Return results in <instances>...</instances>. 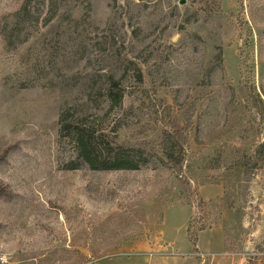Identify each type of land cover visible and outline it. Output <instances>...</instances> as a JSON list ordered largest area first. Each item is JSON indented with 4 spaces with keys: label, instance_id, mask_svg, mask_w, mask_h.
Returning <instances> with one entry per match:
<instances>
[{
    "label": "rangeland",
    "instance_id": "rangeland-1",
    "mask_svg": "<svg viewBox=\"0 0 264 264\" xmlns=\"http://www.w3.org/2000/svg\"><path fill=\"white\" fill-rule=\"evenodd\" d=\"M165 107L188 136L174 171ZM75 120L140 167L90 169ZM0 181V264L170 241L191 264H264V0H0ZM191 217L209 220L195 249Z\"/></svg>",
    "mask_w": 264,
    "mask_h": 264
},
{
    "label": "trees",
    "instance_id": "trees-1",
    "mask_svg": "<svg viewBox=\"0 0 264 264\" xmlns=\"http://www.w3.org/2000/svg\"><path fill=\"white\" fill-rule=\"evenodd\" d=\"M117 83L113 79L112 75L108 76V87L106 95L109 101L116 103L120 98V93H116ZM112 103V104H113ZM162 117L160 121L163 120V129L160 132L158 140V151L162 154L165 165L171 171H174L176 167L181 165L184 159V145L187 143L188 136H183L180 133H176L175 129V118L168 108H163ZM64 114L61 115L63 117ZM162 119V120H161ZM191 119V118H190ZM71 129L74 131L75 140V150L77 157L86 161L90 169L94 170H136L139 166V160L141 154L136 150H128V152H117L113 157H108V150L111 148L99 147L94 141V130L90 126H85L80 120H75L70 125ZM101 136V135H100ZM255 157L254 155L250 158ZM163 161V160H161ZM78 166L72 163L69 169H76ZM4 192L3 185L0 181V195ZM196 198V205L205 209L208 202L204 200L197 190L193 193ZM209 227V220L207 217L202 218V220H196L195 218H190L187 224L186 232L188 240L190 241L193 248H196L197 243V233L198 231L204 230Z\"/></svg>",
    "mask_w": 264,
    "mask_h": 264
},
{
    "label": "crops",
    "instance_id": "crops-1",
    "mask_svg": "<svg viewBox=\"0 0 264 264\" xmlns=\"http://www.w3.org/2000/svg\"><path fill=\"white\" fill-rule=\"evenodd\" d=\"M202 233V232H201ZM200 234L198 240V249L200 245ZM163 247L167 252L163 254L159 252L160 247ZM145 253H131L126 256L116 255V257L108 260H103L96 264H191L193 256L181 257L176 250V243L170 241L168 245H157L152 243L143 247Z\"/></svg>",
    "mask_w": 264,
    "mask_h": 264
}]
</instances>
